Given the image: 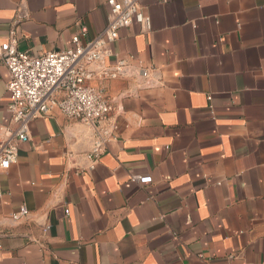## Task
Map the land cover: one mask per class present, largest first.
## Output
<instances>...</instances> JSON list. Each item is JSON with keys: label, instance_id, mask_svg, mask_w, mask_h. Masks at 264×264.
<instances>
[{"label": "crops", "instance_id": "crops-1", "mask_svg": "<svg viewBox=\"0 0 264 264\" xmlns=\"http://www.w3.org/2000/svg\"><path fill=\"white\" fill-rule=\"evenodd\" d=\"M136 1L150 30H120L123 75L90 82L114 108L102 153L96 125L54 110L0 171V264H264V0ZM106 2L0 0V47L84 43ZM8 80L0 62V141Z\"/></svg>", "mask_w": 264, "mask_h": 264}, {"label": "built area", "instance_id": "built-area-1", "mask_svg": "<svg viewBox=\"0 0 264 264\" xmlns=\"http://www.w3.org/2000/svg\"><path fill=\"white\" fill-rule=\"evenodd\" d=\"M106 3L110 10L107 27L84 43L82 38L87 34L86 27L72 37L71 47L65 50L35 56L19 50L14 38L0 47V62L9 73L7 111L12 124L6 129V138L0 141V171L16 164L20 144L29 139V123L54 110L70 120L96 125L91 154L98 156L105 149L112 136L109 116L114 108L104 90L90 85V82L123 75L127 60L111 49L120 30L133 24L141 25L146 31L151 27L136 0H107ZM110 58L115 60L114 64H104ZM146 75L143 70L142 76ZM132 179L138 184L152 182L150 176H134ZM25 214L26 208L23 207L12 217L17 219Z\"/></svg>", "mask_w": 264, "mask_h": 264}]
</instances>
